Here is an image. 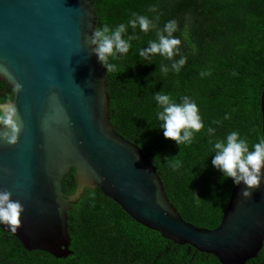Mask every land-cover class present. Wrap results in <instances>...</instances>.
Segmentation results:
<instances>
[{
	"label": "trees",
	"instance_id": "1",
	"mask_svg": "<svg viewBox=\"0 0 264 264\" xmlns=\"http://www.w3.org/2000/svg\"><path fill=\"white\" fill-rule=\"evenodd\" d=\"M94 5L96 30L124 24L122 38H133L127 54L108 60L115 65L114 71L106 70L113 126L149 155L186 221L216 228L236 184L212 165L213 143L231 131H239L250 146L263 136L264 0H94ZM152 5L157 12L148 11ZM133 13L147 15L155 27L148 33L139 24L133 28ZM172 19L178 22L173 33L181 41L178 54L142 57L140 52L149 41L159 42L157 33ZM182 58L186 64L176 72L172 65ZM158 94L177 103L188 96L197 103L205 127L191 144L164 137L156 118ZM13 97L14 90L0 80V104ZM209 127L215 129L212 137ZM63 183L65 193L75 190L73 168ZM68 229L72 253L57 258L27 250L0 227V264H222L213 254L176 244L138 223L100 188H86L72 205ZM246 264H264V245Z\"/></svg>",
	"mask_w": 264,
	"mask_h": 264
},
{
	"label": "water",
	"instance_id": "2",
	"mask_svg": "<svg viewBox=\"0 0 264 264\" xmlns=\"http://www.w3.org/2000/svg\"><path fill=\"white\" fill-rule=\"evenodd\" d=\"M94 0H0V80L14 90L18 125L9 142L0 126V192L23 211L18 226L0 223L27 250L67 257L68 211L86 188H100L135 221L176 244L246 264L264 245V181L232 190L216 228L186 221L167 196L149 155L111 122L106 66L93 43ZM264 136V90L261 96ZM74 169L76 187L64 192ZM264 171V170H262Z\"/></svg>",
	"mask_w": 264,
	"mask_h": 264
},
{
	"label": "clouds",
	"instance_id": "3",
	"mask_svg": "<svg viewBox=\"0 0 264 264\" xmlns=\"http://www.w3.org/2000/svg\"><path fill=\"white\" fill-rule=\"evenodd\" d=\"M149 12H157L158 9L152 5ZM134 19L130 20L131 26L139 28L148 33L150 28L155 27L147 15L133 13ZM178 30V22L174 19L168 20L162 32H158L159 42L149 41V47L142 50L140 55L147 58L150 54L159 53L171 59L179 52L180 39L175 38L173 33ZM126 31L124 24H120L115 30L105 26L94 32L93 43L96 45V54L101 62L105 64L109 72L115 70V65L108 63L109 57H116L117 53L127 54L131 48L130 40L122 38ZM167 33L165 36L163 33ZM186 64V58L173 64V70L179 72ZM158 106L156 118L161 122L160 128L166 139H171L179 145L191 144L195 134L201 132L205 125L200 114L197 103L190 97L185 96L182 103H177L168 94L155 96ZM17 110L11 104H0V126L9 128L11 131L4 133V138L9 142L16 141L18 125L15 120ZM227 115L225 119H229ZM216 123H220L217 121ZM207 134L212 137L215 129L209 127ZM215 151L212 165L224 173L225 177L231 178L236 185L243 183L246 187L242 195L250 198L252 191L258 189L264 181V136L258 138V142L250 146L246 137H242L239 131H231L223 139H217L213 143ZM10 193L0 192V223L9 226H18L23 211L22 205L10 199Z\"/></svg>",
	"mask_w": 264,
	"mask_h": 264
}]
</instances>
